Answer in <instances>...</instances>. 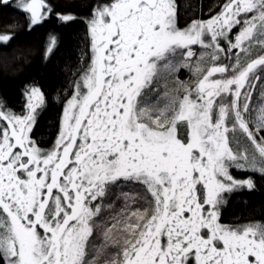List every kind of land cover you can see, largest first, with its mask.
<instances>
[{"label":"snow or ice","instance_id":"obj_1","mask_svg":"<svg viewBox=\"0 0 264 264\" xmlns=\"http://www.w3.org/2000/svg\"><path fill=\"white\" fill-rule=\"evenodd\" d=\"M0 76V264H264V0H0Z\"/></svg>","mask_w":264,"mask_h":264},{"label":"trees","instance_id":"obj_2","mask_svg":"<svg viewBox=\"0 0 264 264\" xmlns=\"http://www.w3.org/2000/svg\"><path fill=\"white\" fill-rule=\"evenodd\" d=\"M71 7L77 8L79 4L86 2V0H65ZM195 3L196 0H193ZM205 5L217 2V0H203ZM207 11V7H205V12ZM82 25L76 24L73 26V28L77 31L80 30ZM42 29H37L35 32H33L31 35H27L26 33H22V36L25 37L24 43L27 46H32L35 49V56H38L39 54V46L42 40ZM182 79L187 78V71L185 72V75L181 77ZM17 86V81L14 79H10L6 76H0V90H6L9 92H12L15 90ZM260 200V194L258 193L253 198V204L250 206L251 208L255 209L257 213H259V204L258 201Z\"/></svg>","mask_w":264,"mask_h":264},{"label":"rangeland","instance_id":"obj_3","mask_svg":"<svg viewBox=\"0 0 264 264\" xmlns=\"http://www.w3.org/2000/svg\"><path fill=\"white\" fill-rule=\"evenodd\" d=\"M184 72H186L187 70H183Z\"/></svg>","mask_w":264,"mask_h":264}]
</instances>
